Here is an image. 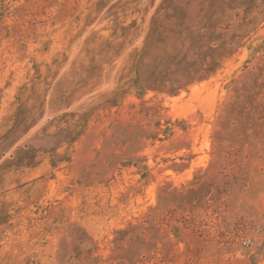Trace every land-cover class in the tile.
Here are the masks:
<instances>
[{"label":"rangeland","instance_id":"1","mask_svg":"<svg viewBox=\"0 0 264 264\" xmlns=\"http://www.w3.org/2000/svg\"><path fill=\"white\" fill-rule=\"evenodd\" d=\"M0 264H264V0H0Z\"/></svg>","mask_w":264,"mask_h":264}]
</instances>
